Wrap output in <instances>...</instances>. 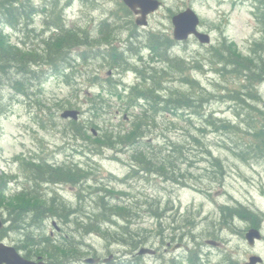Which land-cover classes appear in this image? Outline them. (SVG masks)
I'll return each mask as SVG.
<instances>
[{
  "label": "rangeland",
  "instance_id": "374dc122",
  "mask_svg": "<svg viewBox=\"0 0 264 264\" xmlns=\"http://www.w3.org/2000/svg\"><path fill=\"white\" fill-rule=\"evenodd\" d=\"M32 1L38 13L30 33L6 28L13 43L41 52L43 40L57 34L53 21L58 15L64 29L88 35L89 42H101L106 21L112 46L124 64L115 69L107 59V44L102 42L97 48L87 46L73 52V68L33 66L36 79L28 96L9 84L0 85V173L8 176L6 195L36 191L48 200L57 197L56 204H66L67 211H76L84 221L102 220L99 215L105 212L101 201L104 196L107 206L128 205L130 216L116 214L113 218L115 232L111 234L117 236L116 242L106 238L105 232L84 233L74 225V216L68 220L47 217L39 229H29L28 233L53 241L67 238L76 247L80 243L84 254L79 259H107L109 254L115 257L124 251L117 241L126 226L139 233L148 247L164 248V242L170 240L183 243L187 248L175 252L180 259H202L201 264H245L250 256L257 255L264 261V238L255 246L246 241L250 221L225 218L228 208L224 207L243 205L258 213L264 234V153L251 155L247 160L238 155L254 142L244 122L251 110L244 111L229 102L230 93L240 89L242 79L217 73L220 66L215 63L212 48L220 47L226 39L237 44L244 55H251L253 43L263 36L254 0H159L162 7L147 17L146 27L136 24V16L122 0ZM189 8L200 17L201 30L210 34L211 45H202L195 38L184 42L173 39V16ZM151 33L175 41L176 44L170 43L169 55L188 63L185 73L172 69L166 58L150 48ZM84 54L89 58L84 59ZM152 76L163 77L162 89L168 93L187 92L182 77L195 78L214 97L194 111H165L150 117L149 104L135 105L137 99L133 95L151 87ZM259 88L262 100L255 106L264 110V81ZM67 109L81 110L77 123L88 129L91 139L86 134L77 136L74 121L61 118ZM207 114L215 115L219 130L207 123ZM138 124L144 137L135 141V146L117 145L115 137V147L93 143L105 130L116 137L131 135ZM227 124L238 125L242 130H227L223 127ZM252 125L253 130L260 127L256 122ZM136 151L146 152L151 160L169 156L177 159L166 165L167 173L162 177L143 172L141 168L151 169L150 161L143 168L133 157ZM215 159L222 168L212 166ZM34 161L47 169L70 166L83 171L85 178L77 184H36L32 176ZM134 165L140 167L138 174L133 173ZM107 213L110 217L114 214ZM54 222L61 231L56 230ZM26 232L16 231L23 241Z\"/></svg>",
  "mask_w": 264,
  "mask_h": 264
},
{
  "label": "trees",
  "instance_id": "16d2710c",
  "mask_svg": "<svg viewBox=\"0 0 264 264\" xmlns=\"http://www.w3.org/2000/svg\"><path fill=\"white\" fill-rule=\"evenodd\" d=\"M254 2L256 7L255 16L262 28L263 36L260 40L253 43L251 55H244L237 44L234 42L229 43L226 39L220 47H212L214 51L213 56L216 58L215 63L220 66L217 73L223 74V76L226 74L234 75L242 79L240 89L230 93L229 102L233 104L235 102L236 105L239 106V109L244 111L251 110L250 113L248 112L247 114L248 119H245L244 122L247 124V130H250L248 133L252 135L254 142L247 145L248 149L246 151H243L242 154H238L244 160H247L251 155L264 153V110H262L261 107L255 106L256 103H261L262 94L259 86L263 84L264 81V0H254ZM37 13L38 10L34 6L32 0H0V85L9 84L12 89L26 94L27 96L30 86L34 79H36L35 67L33 66L47 64V66L52 67V69H60L64 66L73 68L75 66L73 62L76 61L75 58H71L73 52L85 46L95 47L92 45L94 42L96 43V48L98 46V39L89 42L88 35L80 34L75 30L64 29V25L61 23L62 17L60 15L56 16L57 18L53 21L56 25L55 30L57 34L43 40L42 43L44 47H42L41 52L36 49H25L19 43H13L10 36L5 34V28L10 27L20 33L28 31L30 33V29L33 28L34 25V16H36ZM102 32L104 38L102 40L109 41L110 30L104 29ZM149 42L152 50H154L158 56L166 58L172 69L177 70L180 74L186 72L188 63L185 60L177 57H170V45L168 43H171V41L169 38H165L160 34H151ZM108 52L107 59L110 60L111 65L122 66V56L117 52V49L114 47ZM79 58H82V53L79 54ZM83 58L88 59V54H84ZM162 79L163 77L152 76V86L139 91L136 93L137 96L133 95L134 99H141L149 102L151 105V113L148 112L147 115L150 117H154L165 111L175 114L181 111H194L201 108L203 102L207 103L210 99H213L211 97H214L212 93L208 91L209 95L206 93L205 87H201L197 79L189 76L182 77L181 79L184 85L188 87L187 92L177 90L170 93L167 91L164 94L163 92L165 91L162 89ZM206 95L208 96L206 97ZM244 106L248 108H244ZM256 112L259 114H256ZM205 118L210 126L215 127L217 130L220 129L214 114H207ZM219 122H221V120H219ZM254 122L260 125L257 130H253L255 126L252 124ZM72 123L75 126L74 130L77 136H84L86 134L88 139H91V135L86 127L81 126L77 122ZM137 126L136 129V126L134 127V132L131 133V135L125 133L117 137L110 134L108 130H105L97 139H94L93 143L101 147H105L108 144L115 147L116 143L117 145L129 147L135 146L134 142H138L144 137L142 126L140 124ZM223 127H227V130H242L238 125L227 124ZM95 128L99 129V127L96 126ZM121 132L122 131H120V133ZM114 137L116 143H112ZM171 147L173 148L171 151H174V144ZM179 152L181 151H178V153ZM134 153V159L139 160L143 168H145L143 165L147 163V161H150L151 169L146 170V168H141L143 172L152 175L158 174V176L161 175L162 177L167 173L166 165L168 163L173 164L172 160L177 159L174 156H169L161 159H152L154 161L152 162L151 157H149L146 152L136 151ZM138 153H140V155H137ZM215 162L216 164H213V167L222 168L218 159H215ZM32 163L34 167L29 164V168L32 167L33 169L32 176L38 182L36 184H62L63 182L77 184L85 178L83 171L76 168L74 169L73 167L71 168L70 166H58L56 168L52 166V169H47L39 165L36 161ZM138 169H140V167L134 165L132 167L133 173L138 174ZM219 180L222 179L220 178ZM7 184L8 176L4 173H0V210L7 211L8 209V214L13 224L12 227L15 231L25 233L27 230L24 249L25 252L28 253V257L49 256L52 259H79L84 254V249L80 243H78L79 245L76 247L72 242L67 240V238L53 241L46 236L37 238L35 233H28L30 232L29 229L33 230L34 228L40 227V223L47 217L60 216L68 220L69 216H74V225L76 224L75 226L82 228L84 233L105 232L107 234L106 238H109L110 241H112V238L116 242L117 236L111 234L115 232L113 230H115L114 224L116 220L113 218L116 217V214L130 216V208L128 205L118 204L107 206L106 199L103 196L101 197V201L105 212L99 215L102 220L99 221V219L96 218H89V221H84L82 217L77 215L76 211H67L66 204L60 203L62 206H60L59 203L56 204L58 200L57 197L48 200L39 196L36 191H22L9 197L6 195ZM106 190L110 194L114 193L110 189ZM224 208L230 210L229 214L225 215L226 219L238 214L243 218L250 219L251 226L258 227V216L256 215L258 213L251 209L243 205ZM108 211H113L114 214L110 217V214L107 213ZM29 222H31L30 228L20 229L24 225H28ZM79 232H81V230ZM123 232L126 234L123 233V235L119 237V241H117L121 246L138 250L141 246L145 245L146 241L143 240L139 233L137 236H132L128 227H123ZM129 233L131 235L127 236ZM126 237L129 238L127 239Z\"/></svg>",
  "mask_w": 264,
  "mask_h": 264
},
{
  "label": "flooded vegetation",
  "instance_id": "af4514ba",
  "mask_svg": "<svg viewBox=\"0 0 264 264\" xmlns=\"http://www.w3.org/2000/svg\"><path fill=\"white\" fill-rule=\"evenodd\" d=\"M105 23L106 21L103 22V25H105ZM104 27H106L105 28L106 30L108 29L110 30V39L109 41L106 40H103L101 42L97 41L98 46H100L102 42H105V44H107L106 46L108 47V49H112L114 47L112 46L111 29L108 28L107 26ZM131 37H133V35H131ZM130 41H132V39H130ZM92 45L96 46V44H92ZM116 67L117 65H114L115 69ZM227 214H229V212H227ZM4 216L6 215L0 213V220H1L0 245H4L7 247H15L26 259H0V264H24L23 260L29 262V264H187V263L201 264L202 263V259H180L179 255L176 256L175 252L182 251L187 247L183 243L178 242V244H176L177 241H171V240L164 242L166 244L164 248L162 247L163 249L160 246L151 245L150 248L152 249L153 252L148 255L149 258L151 259H146V256H139L136 250L124 246H123L124 251L118 252L115 255V257L114 255L109 254V257L107 259L101 257H97V259H42L41 257H35V256L28 257L27 255L28 253H25V251L20 250L23 247V244L22 242H20L21 240H19L18 234L15 231H13V227L9 220V217L8 216L4 217ZM229 218L231 219L235 218L238 220L243 219L248 222L250 221V219L248 220L247 218H243L238 214H235L234 216ZM231 223L232 221L229 222L230 225ZM256 228L262 230V224H258V227L251 226V224H249V227L246 229L245 232V238L250 230ZM58 231H61V229H59ZM164 240H166V238ZM25 254L27 257L25 256ZM166 254H168V257H165ZM251 257L252 256H250L249 259Z\"/></svg>",
  "mask_w": 264,
  "mask_h": 264
},
{
  "label": "water",
  "instance_id": "95a60500",
  "mask_svg": "<svg viewBox=\"0 0 264 264\" xmlns=\"http://www.w3.org/2000/svg\"><path fill=\"white\" fill-rule=\"evenodd\" d=\"M125 4L132 9L136 14H141L142 16L137 19L138 25H147L146 18L150 13L155 12L161 6V2L158 0H124ZM174 25V38L177 41H185L191 36H195L200 43L204 45L211 44L210 34L204 33L199 29L201 20L196 12L189 8L177 15L172 19ZM61 117L65 120L78 121L80 117L79 110H66L61 114ZM1 227V220H0ZM247 241L249 245L253 246L257 241L262 239V234L258 229H252L247 233ZM213 245L216 243L213 242ZM153 251L148 248H142L139 251L140 255L147 253H152ZM0 259H24L13 247H7L0 245ZM263 260L259 256H253L250 258L247 264H259ZM24 264H29V262L24 261Z\"/></svg>",
  "mask_w": 264,
  "mask_h": 264
},
{
  "label": "bare ground",
  "instance_id": "6f19581e",
  "mask_svg": "<svg viewBox=\"0 0 264 264\" xmlns=\"http://www.w3.org/2000/svg\"><path fill=\"white\" fill-rule=\"evenodd\" d=\"M21 78V77H20ZM24 78V77H23ZM75 173V172H74ZM80 173V172H79ZM77 174V173H76ZM79 176V175H78ZM77 177V176H76ZM81 177V176H80ZM30 223L31 222H29V224L28 225H24L23 227H21L20 229H22V228H30ZM23 232H25V231H23Z\"/></svg>",
  "mask_w": 264,
  "mask_h": 264
}]
</instances>
